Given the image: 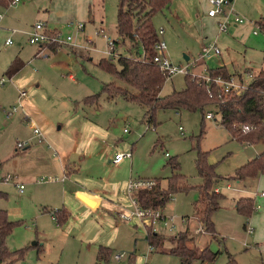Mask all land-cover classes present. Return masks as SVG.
<instances>
[{"label":"rangeland","instance_id":"rangeland-1","mask_svg":"<svg viewBox=\"0 0 264 264\" xmlns=\"http://www.w3.org/2000/svg\"><path fill=\"white\" fill-rule=\"evenodd\" d=\"M179 1L186 3L187 13L180 9ZM117 3L20 0L0 4V174L13 175L0 183V208L16 222L5 238L6 249L10 253L25 249L22 258L9 256L2 264H179L176 256L166 252L167 240L184 228L192 236L191 245L215 253L211 262L199 264H231L230 259L235 264H264V243L254 244L253 226L233 206V200L241 196L251 197L253 206L262 202L255 193L264 191V181L259 180L260 176L264 180V174L242 181L229 178L264 149V141L242 145L230 138L216 118H202L198 110L175 112L155 107L147 122L144 106L119 95L107 96L102 91L104 84L123 83L99 66L98 60L110 59L118 67L117 55H141L139 45L133 47L117 35ZM194 3L171 0L152 15L154 30L163 29L165 56L174 65L187 64L188 73L196 75L223 62L230 70L242 72H234L235 82L246 84L264 68V27L260 25L264 23V0H232L243 22L229 23L223 32L213 22L197 20L202 15L195 14ZM37 22L45 23L51 34L59 31L62 43L43 45L41 52L38 45L28 43L27 33ZM77 23L83 24L80 30L73 26ZM7 38L11 39L8 45ZM111 40L118 44L110 53ZM213 41L219 55L199 59L202 42ZM15 58L23 66L10 77L6 72ZM183 76L176 73L165 78L160 95L180 89ZM20 91L25 94L19 100ZM89 96L95 98L85 101ZM18 103L22 109L8 116ZM206 110L218 117L214 108ZM25 115L36 123L42 141L33 135ZM22 142L23 147L17 148ZM117 152H129L130 160L112 164ZM201 152L218 176L211 190L217 188L221 195L210 216L214 235L200 230L193 217L195 207L201 208L196 189L201 178L195 167ZM171 162H176L173 170ZM61 163L73 172L65 173ZM172 173L181 175L183 179L179 177L177 183L184 181L188 188L154 208L165 216L151 227L162 242L145 256L146 232L134 219L122 220L116 212L128 213L133 208L125 188L128 179H153L165 188L164 178ZM19 184L23 185L21 192ZM76 187L96 193L99 203L93 208L83 204L75 195ZM59 208L67 214L60 223L52 214ZM260 211L264 209H253L254 213ZM163 222L172 223L173 229L168 230ZM99 244L110 248L105 263L95 260ZM116 254H120L118 259Z\"/></svg>","mask_w":264,"mask_h":264},{"label":"trees","instance_id":"trees-1","mask_svg":"<svg viewBox=\"0 0 264 264\" xmlns=\"http://www.w3.org/2000/svg\"><path fill=\"white\" fill-rule=\"evenodd\" d=\"M11 0H0V4L5 5ZM171 0H118L115 17V30L121 41L127 39L131 46H140L141 55L121 56L117 55L118 67H115L110 59H99L97 64L109 70L118 78L123 86L113 84L112 82L104 84L102 91L109 97L119 95L125 100L134 101L144 106L146 121L150 122L152 112L155 107L172 109L175 112L179 110H198L203 118L205 109L211 107L215 109L218 123L227 131L230 138L236 139L240 144H254L264 138V68L260 69L249 81L245 87L237 92L224 93L221 85L215 79L224 81L233 77L224 66H215L207 68L202 77L184 74L183 86L178 90H172L167 94L160 95L159 90L162 86L165 76L152 63L154 54L153 44L157 39L156 30H154L151 17L156 11L166 8ZM260 24V22H259ZM264 27V23H261ZM113 49L118 40H111ZM112 49V51H113ZM111 51V52H112ZM23 63L15 59L7 69V74L12 76L16 73ZM94 96L85 98L90 102ZM249 125L251 128L246 132H241L240 126ZM205 154L198 153L195 161V167L198 176L201 178V184L196 188L198 191L197 203L201 208L195 207L193 217L199 224L200 230L210 231L214 235L213 224L211 221V212L218 206L217 202L220 193L211 190L212 182H215L218 176L213 171V166L205 162ZM171 170L175 169L176 162H171ZM259 174H264V150L257 153L251 159L238 166L229 178L237 181L255 178ZM183 177L178 173H172L165 177V188H161L158 183H154L149 188L138 189L134 193L135 200L139 206L144 208L162 207L171 195L179 190H186L187 184L183 181L178 184V178ZM195 205V204H194ZM234 209L243 218H247L253 212L252 198L241 196L234 200ZM58 223L65 221L67 214L63 208L52 211ZM16 222L7 217V211L0 208V264L5 262L9 256L13 258H22L25 252L24 248L17 249L12 253L8 252L4 245L6 236L11 232ZM244 226V225H243ZM156 233H147L145 236L148 245L153 248L161 244L162 239ZM192 236L187 233L185 228L181 233L175 234L167 240L169 248L166 252L176 256L179 264H199L203 261L211 262L215 253L207 247H195L191 245ZM190 243V246L187 245ZM98 258L105 259L106 254L98 251ZM10 260V259H8ZM231 264H235L230 259Z\"/></svg>","mask_w":264,"mask_h":264},{"label":"built area","instance_id":"built-area-1","mask_svg":"<svg viewBox=\"0 0 264 264\" xmlns=\"http://www.w3.org/2000/svg\"><path fill=\"white\" fill-rule=\"evenodd\" d=\"M19 0H11V4L17 3ZM207 3V9L205 11L206 15L209 17H215L216 18V26L218 31H225L227 28V25L229 21L235 22V23H241L243 22V19L236 14L233 11L232 6L230 5V0H206ZM1 18V14H0ZM76 27L78 30H80L83 26L82 23H77L73 25ZM51 29H48L46 27V24L43 22H37L35 23L30 31L27 33V41L30 44H36L39 47L43 48V45H47L50 43H62L61 40L59 39V31L56 34H51L50 33ZM262 31L264 32V28H262ZM162 32L163 29L159 28L156 30V35L157 39L153 44V50L154 54L152 56V63L158 68V70L165 76V78H170V76L179 73V74H187L188 73V68L187 64L185 65H174L172 64L167 57L164 54L165 51V42L162 39ZM253 34H256L255 31H253ZM67 40L70 39L69 36L66 38ZM11 43V39L7 38L5 40V44L8 45ZM109 51L111 53L113 49L112 42L109 41ZM109 54V53H108ZM208 55H213V56H218L219 55V49L215 45V42H202L201 47H200V52H199V59H202L205 56ZM205 71L201 74L196 75L195 73H188L193 76L197 77H202L207 79L206 75L204 74ZM250 76V74H249ZM3 80H1L2 82ZM215 81L221 85L222 91L224 93L228 92H237L238 90H241L242 88L245 87L244 83H237L233 80L231 77L229 80H222V79H215ZM25 92L20 91L19 93V100L24 96ZM21 104L18 103L17 106H13L12 110L8 112V116L12 115L15 111H18L21 109ZM205 118H213V115L210 111H207L204 115ZM30 127L32 128V133L35 136V138L38 141H42L43 138L41 136L40 131L36 127V125L33 122H29ZM251 127L247 124H243L240 126L241 132H246L250 129ZM123 132H126V129L123 128ZM24 143H17V148L23 147ZM122 159H130V153L129 152H117L114 153L112 158H111V163L112 164H117L119 163ZM13 178L12 173L9 172H4L0 174V183L5 182V181H10ZM154 184L153 179H128L127 184H126V191L130 194V199H131V204H132V210L129 211L128 213H125L124 211H117L116 214L117 216L122 219V220H130L134 219L140 226L141 228L147 233H153L151 232V227L152 225L157 222V221H164L165 216L162 214L157 209L154 208H144L139 206L137 201L135 200L134 193L138 189L142 188H149ZM229 186L226 185V188ZM18 189L21 192L23 189V185L19 184ZM214 192H218L217 188L213 189ZM255 195H258L259 197H264V192L259 191L258 193H255ZM259 208H264V204H256L253 206V209H259ZM165 226H167L168 230H172L174 225L167 224L166 222H163ZM200 229V228H199ZM251 228H247V232H250ZM148 245V244H147ZM152 249L151 245H148L147 251H150ZM120 257V254L114 255L115 259H118Z\"/></svg>","mask_w":264,"mask_h":264},{"label":"crops","instance_id":"crops-1","mask_svg":"<svg viewBox=\"0 0 264 264\" xmlns=\"http://www.w3.org/2000/svg\"><path fill=\"white\" fill-rule=\"evenodd\" d=\"M20 1V0H19ZM18 1V2H19ZM173 1V0H172ZM195 1V9H194V12H195V14L196 15H202L201 17H199L197 20H201V18L202 19H206L207 21H209V22H213V23H215L216 24V18L215 17H209V16H207L206 15V13H205V11H206V9H207V3H206V0H194ZM186 4V3H185ZM185 4H183V2L182 1H179V7H180V9H182V11H184L185 13H187V7L185 6ZM230 5L232 6V8H233V5H232V0H230ZM89 8V5H87V9ZM233 11H234V8H233ZM235 12V11H234ZM236 13V12H235ZM173 14V16L175 17V18H178L179 16H178V14L177 13H172ZM237 14V13H236ZM1 17L3 18V14H1ZM2 18H0V19H2ZM87 18H89V20H91V18H90V10L88 9V14H87ZM229 23H231L233 26H235L236 24H239V23H235V22H231V21H229ZM228 23V24H229ZM203 27H204V25H203ZM55 29V28H54ZM162 36H163V32H162ZM39 52H41L42 51V48L40 47V49L38 50ZM39 52H37V54L39 53ZM16 59V58H15ZM18 59V58H17ZM188 59V58H187ZM19 60V59H18ZM198 61V59L197 60H195L194 62H197ZM22 62V61H21ZM23 63V62H22ZM218 66H224L226 69H227V71L229 72V73H232V74H234V72H237V73H242V72H239V71H237V70H235V69H233V70H230L229 68H227L226 66H225V64L223 63V62H221ZM242 75V74H241ZM11 77V76H10ZM21 109H22V107H21ZM207 111V110H206ZM24 119V118H23ZM25 119H26V121L29 123L30 121L31 122H33L34 124H36L33 120H30L26 115H25ZM208 119V118H207ZM214 119V118H213ZM217 119V118H216ZM219 124V123H218ZM220 125V124H219ZM29 126H30V124H29ZM221 126V125H220ZM233 139V138H232ZM261 141H264V138L263 139H261V140H259L258 141V143L259 142H261ZM254 144H257V142L256 143H254ZM254 144H242V145H246V146H251V145H254ZM264 150V149H263ZM262 151V150H261ZM260 151V152H261ZM17 153V152H16ZM259 153V152H258ZM55 154V153H54ZM55 156V155H54ZM123 160H130V159H122L119 163H121ZM119 163H117V164H119ZM61 166H62V169H63V171L65 172V173H71V172H73V170L74 169H71V167L70 166H68V164H65V165H62V163H61ZM1 173H3V172H1ZM258 176V175H257ZM256 176V177H257ZM255 177V178H256ZM255 178H252V179H255ZM63 179V178H62ZM259 180L260 181H264L263 180V177L262 176H260V178H259ZM226 185H228V184H226ZM226 185H225V187H226ZM229 186V185H228ZM229 188H231L230 186H229ZM75 195L79 198V196L78 195H83V196H85V197H87V198H89V199H91L92 201H93V205L92 206H89L90 208H93V207H95L98 203H99V198H98V196H97V194L96 193H94V192H90V190H84V189H82V188H78V187H76L75 189ZM260 191H263V190H260ZM264 192V191H263ZM217 193H219V191L217 192ZM0 195H3V192H1L0 191ZM255 196H258V195H255ZM259 197V196H258ZM260 199H262V202H260V203H258V204H264V197H259ZM80 200V199H79ZM81 201V200H80ZM83 204H85L83 201H81ZM233 203H234V200H233ZM252 203H254L253 202V199H252ZM85 205H87V204H85ZM255 205V204H254ZM88 206V205H87ZM64 209V208H63ZM259 209H264V208H259ZM65 210V209H64ZM258 210V209H257ZM250 225H252L253 226V229H252V233H255L254 235H252V240L253 241H255L254 242V244H256V245H261V244H263L264 243V211H260V212H252L251 213V215L248 217V221H247ZM146 240V239H145ZM147 243V242H146ZM35 244V243H34ZM98 247H99V251H101L102 253H105L106 254V257H105V259H102V258H98L97 257V253L95 254V260H97V261H102L103 263H105V261L107 260V257H108V255L110 254V248L108 247V246H106V245H103V244H99L98 245ZM153 248V247H152ZM151 251V250H150ZM150 251H147L146 250V252H145V256H147V254L150 252Z\"/></svg>","mask_w":264,"mask_h":264},{"label":"water","instance_id":"water-1","mask_svg":"<svg viewBox=\"0 0 264 264\" xmlns=\"http://www.w3.org/2000/svg\"><path fill=\"white\" fill-rule=\"evenodd\" d=\"M183 59L184 60H187V56L183 55ZM79 196V199L81 201H83L85 204H87L88 206H92L93 205V201L83 195H78Z\"/></svg>","mask_w":264,"mask_h":264}]
</instances>
